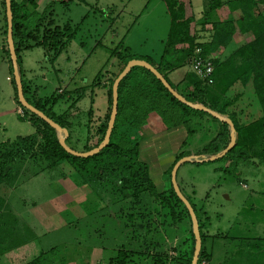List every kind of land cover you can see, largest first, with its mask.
Instances as JSON below:
<instances>
[{"label":"trees","instance_id":"1","mask_svg":"<svg viewBox=\"0 0 264 264\" xmlns=\"http://www.w3.org/2000/svg\"><path fill=\"white\" fill-rule=\"evenodd\" d=\"M53 1L37 11L36 0H10L12 39L25 99L59 126L66 128L68 135L64 142L76 150L69 145L74 137L72 121L65 117L66 112L56 115L51 110L56 98L63 93L39 97L33 90L27 97L25 93L28 88L22 78L19 56L21 49L30 47L29 42H33L55 54L71 35L68 25L59 27L54 23L51 17ZM163 2L169 17L163 53L154 62L150 56L134 57L126 48L118 52L116 48L111 49L110 55L116 58V69L112 71L106 90L105 112L95 125H91V109L87 112L83 123L86 135L82 150L78 151H87L102 140L110 113L113 80L128 60L142 59L151 64L187 101L202 104L230 119L235 130V143L218 159L226 161L232 168L242 164L264 165V0H202L203 8L199 19L195 18L190 0ZM2 4L4 8V0ZM222 7L228 9V15L219 19L216 11ZM235 11H239L237 17L232 15ZM3 19L2 33L6 41L5 8ZM197 25L200 30L196 28ZM236 34H240L244 40L227 52V47ZM195 48L200 49L201 57L212 62V83L203 82L192 70L185 71L176 83L171 82L168 75L188 62ZM2 49L12 71L7 44ZM99 77L96 76L93 83ZM9 79L14 91L13 100L22 109V118L29 121L33 132L0 141V264H64L56 246L25 257L26 246L34 240V235L25 225L22 216L12 212L10 203L13 199L9 196L10 192H5V188L10 186L12 192V187L18 184L15 180L19 176L21 181H28L40 173L62 176L59 166L63 162H67L73 169L70 177H73L75 185L87 184L91 188L89 196L94 193L97 196L99 192V199L102 192L107 193L106 197H109L104 208L108 209V206L118 203V210L109 218L118 222L122 230H130L127 242L133 246L114 243L112 254L103 258V263L190 264L194 246L191 219L185 205L172 188L170 170L175 161L183 156H210L224 149L229 141L228 123L208 112L181 103L149 70L132 66L117 85V111L108 143L93 155L77 157L67 153L59 144L55 129L18 103L13 77ZM80 96H70L68 99L72 100L67 108L73 106ZM151 112L159 117L166 129L181 126L185 131L173 161L165 170L168 186L161 191H157L150 179L148 165L139 160L137 134L146 124ZM210 126L214 128V134L205 144L192 153L186 149L181 150L190 138L198 135L204 128L207 131ZM92 137L95 140L91 142ZM144 196L149 197L147 203ZM185 198L198 221L201 246L196 264H212V246L204 244L207 234L202 231L193 204ZM87 201L85 199L81 204ZM91 213L88 212L89 215ZM180 223L183 225L184 236L177 240L174 236L171 237L174 239L171 247L173 255H168L162 248L164 237L168 238L167 235ZM117 227L119 229L118 224ZM158 230L163 235L160 240H154L152 236L148 239L145 237L147 233H156ZM138 240L143 242L135 246L134 241ZM100 247L106 250L104 245ZM248 248L259 250L258 244ZM21 252L25 258H21Z\"/></svg>","mask_w":264,"mask_h":264},{"label":"rangeland","instance_id":"2","mask_svg":"<svg viewBox=\"0 0 264 264\" xmlns=\"http://www.w3.org/2000/svg\"><path fill=\"white\" fill-rule=\"evenodd\" d=\"M48 2L50 0H36L37 11H41ZM191 4L195 18L199 19L203 8L201 1L191 0ZM51 8L54 23L59 27L68 25L71 35L55 54L33 42H29L30 47L19 51L22 78L31 83L25 96L29 97L33 90L39 97L63 93L56 98L51 110L56 115L66 112L65 117L72 121L74 137L69 145L78 151L82 150L86 135L83 123L87 112L91 109V125H95L105 112L106 90L112 76L110 71L116 69V58L110 55L111 49L116 48L118 52L126 48L134 57L150 56L157 62L163 53L169 17L163 0H54ZM222 8L218 9L219 12ZM3 14L0 0V141L33 132L29 121L22 118V109L14 104L13 87L6 78L13 76L2 52L6 44L2 33ZM196 28L200 30V26ZM235 39L227 47V52L244 37ZM187 70H191L189 62L179 68L178 80ZM96 76H100L99 80L93 83ZM75 86L86 90L68 109L72 100L68 99V95ZM59 88L62 89L58 91ZM75 94L72 92L71 96ZM158 126L151 122L149 128L139 131L137 136L139 158L149 166L155 187L163 189L168 186V180L166 172L161 171L167 169L171 153L179 148L183 137L179 136L177 129L166 130L164 125L163 128L160 124ZM213 134L212 126L207 131L204 128L190 138L181 150L192 153ZM93 138L91 142L95 140ZM59 167L62 176L40 173L28 181H21L19 176L12 192L11 186L5 188L13 199L10 203L12 212L20 217L21 209L29 212L26 221L37 232L43 231L39 233L36 244L47 248L56 246L59 250L65 249L63 246L66 244H78L84 249L100 244L106 247L104 259L112 254L116 242V245L133 246L127 242L130 230H122L118 222L109 218L118 210V203L104 208L108 202L107 193L102 192L99 199V192L97 196L96 193L89 196L91 188L87 184L77 186L73 183V177H70L73 169L67 162ZM176 183L193 204L202 231L207 234L204 244L212 246V264H264V165L242 164L232 168L218 158L200 163L183 162L177 169ZM144 198L147 203L149 197ZM85 199L88 201L81 204ZM37 205L38 210H34ZM89 211L92 212L90 215ZM107 212L108 215L105 214ZM104 216L107 218L104 219ZM64 222L67 223L64 226L46 230ZM182 228L180 223L167 235L168 238L164 237L162 248L168 255H173L171 247L174 239L184 236ZM158 231L147 233L145 237L160 240L163 235L161 230ZM172 236L175 237L173 240ZM142 242L138 240L134 244L137 246ZM257 244L259 250L248 248ZM60 255L63 253L60 252Z\"/></svg>","mask_w":264,"mask_h":264},{"label":"water","instance_id":"3","mask_svg":"<svg viewBox=\"0 0 264 264\" xmlns=\"http://www.w3.org/2000/svg\"><path fill=\"white\" fill-rule=\"evenodd\" d=\"M4 8H5V18H6V25H7L6 26V44H7L10 62L12 65V76H13V81H14V85H15L17 101L22 107L26 108L31 113H34L36 116H38L39 118L44 120L50 127L55 129L57 131V135L59 133L62 134V136H58V141H59V144L64 148V150L67 153L74 155V156H77V157H87V156H90V155L97 153L104 146H106V144L108 143V140H109V136H110L113 124H114V119H115L116 111H117V85H118L119 81L123 78V76H125L129 72V70L131 69L132 66H141V67L149 70L164 85V87L181 103H183L189 107L208 112L211 115H213L215 118L228 123V125H229V141H228L227 145L224 147V149H222L219 153H217L215 155H210V156L192 155V154L183 156V157H181L175 161V163L173 164V166L170 170V183L172 185V188H173L175 194L177 195V197L185 205V207L188 211V214L190 216V219H191V230H192V233L194 236V246H193V252H192L190 264H196L198 256H199V252H200V246H201L198 221H197V218H196V215L194 213L193 208L191 207L188 200L183 196V194L181 193V191H180V189L176 183V172H177V169L180 166V164L183 162L190 161V162L200 163V162H207V161L215 160V159L221 157L222 155H224L229 149H231L235 143V130H234V126H233L232 122L230 121V119H228L227 117H225V116H223V115H221L215 111L210 110L209 108H207L206 106H204L202 104L192 103L190 101H187L183 96H181L179 93H177L169 85V83L166 81V79H164V77L147 61L142 60V59H130L126 62V64L122 68V70L117 74V76L113 80L112 88H111L112 101H111V106H110V113H109L107 126H106L102 140L97 144V146H95V147H93L87 151H76L74 149H71L64 142V139L68 135L67 129L59 126L51 118L47 117L42 111L36 109L33 105L28 103L24 97L23 89H22V82H21V78H20V75H19L18 69H17V63H16L17 57H16V53H15V49H14V42L12 39V14H11L10 0H4Z\"/></svg>","mask_w":264,"mask_h":264},{"label":"crops","instance_id":"4","mask_svg":"<svg viewBox=\"0 0 264 264\" xmlns=\"http://www.w3.org/2000/svg\"><path fill=\"white\" fill-rule=\"evenodd\" d=\"M51 1V0H50ZM201 1V3H202V0H200ZM190 2H191V0H190ZM49 3V2H48ZM47 4V3H46ZM45 4V5H46ZM224 9H225V11H224ZM221 10H223V12L222 13H220L221 12ZM220 10V12H219V10H217L216 11V15H217V17L219 18V19H223L224 17H226L227 15H228V9L226 8V7H223L222 9ZM238 12V14H239V11H235V12H233L232 13V15L234 16V17H237L238 15L236 14ZM235 37H242L240 34H236V35H234V38H233V41L234 40H236L235 39ZM239 42V41H238ZM237 42V43H238ZM236 44V43H235ZM6 62V61H5ZM114 70V69H113ZM113 70H111L110 71V73H112V71ZM180 73V71H179V69H177V70H175V71H173V72H171L169 75H168V78H169V80H171L172 79V82L173 83H176L177 82V80H178V77H177V74H179ZM6 78H9V76H7ZM8 80H10V79H8ZM26 85L27 86H29L30 87V85H31V83L26 79ZM62 88H59L58 89V91H60ZM75 89H77V91L75 92L74 90ZM86 90V88H84V87H81V86H75L73 89H72V91H70L71 93L72 92H74V93H76L75 95H72L71 96V93L68 95V98L71 96V97H74V96H79V95H81L80 97H82L83 96V93H84V91ZM57 91V92H58ZM12 96V95H11ZM12 100H13V96H12ZM14 101V100H13ZM14 104H15V102H14ZM106 108V107H105ZM76 111V110H75ZM104 114V113H103ZM151 122H152V124H155V125H157V127H159L158 125L160 124L161 126H162V128L164 127L162 124H161V121H160V119H159V117L155 114V113H153V112H151L149 115H148V118H147V121H146V124L140 129V131L141 130H144V129H147V128H149L148 126L151 124ZM173 129H177V131H178V134H179V136L181 135L183 138H184V136H185V131H184V129L180 126V127H176V128H173ZM167 130V129H166ZM182 130L184 131V133H182ZM142 133V132H141ZM142 135H143V133H142ZM182 137H181V139H182ZM138 150H139V153H140V145L138 146ZM178 151V148H176V150L174 149L173 150V153H171V156H172V159H171V162L173 161V159H174V157H175V154H176V152ZM170 159V158H169ZM139 160H141L140 158H139ZM171 162H170V164H171ZM169 162H167V168L169 167ZM149 167V166H148ZM165 171V169H163V171H161L162 173ZM149 177H150V179L152 180V178H151V175H150V173H149ZM153 182V181H152ZM157 189V188H156ZM162 189H157V191H161ZM57 197H55V199H56ZM58 198H59V196H58ZM49 202H51V201H49ZM36 208H38V205L35 207V209L34 210H38V209H36ZM70 208V207H69ZM28 214H29V212H24V211H22V209H21V216H22V218H23V221H24V223H25V225L26 226H28L29 228H30V230L32 231V233H33V235H34V240L32 241V242H29L28 244H27V246H26V249H25V251H24V253H25V257L26 256H29V257H31L32 255H35L36 253H38L40 250H46V249H48L47 248V246L46 247H42V246H38L36 243L38 242L37 241V239L39 238V233H41V232H43V231H41V232H37L36 230H35V228L34 227H32V225L30 224V223H28V221H26V216H28ZM67 223L66 222H64L63 224H58V225H53L52 227H50L49 229H46V230H51V229H53V228H56V227H61V226H64V225H66ZM43 227V226H42ZM46 230H44V231H46ZM50 247H52V246H50ZM63 247H65V249H63V250H60V252L61 253H63V255H61L62 257H63V263L64 264H105V263H103V258H104V249H102V247H100V245H93V246H90V247H86L85 249L84 248H82V246L81 245H78V244H76V245H74V244H66L65 246H63ZM69 249V250H68ZM113 251V250H112ZM22 253L23 252H21V258H25V257H22ZM67 256V257H66Z\"/></svg>","mask_w":264,"mask_h":264},{"label":"built area","instance_id":"5","mask_svg":"<svg viewBox=\"0 0 264 264\" xmlns=\"http://www.w3.org/2000/svg\"><path fill=\"white\" fill-rule=\"evenodd\" d=\"M200 49L195 48L192 56L189 57L188 62L191 70L205 83H212L211 73L213 65L210 59L203 58L199 55ZM9 79V78H7ZM203 264V263H202Z\"/></svg>","mask_w":264,"mask_h":264}]
</instances>
